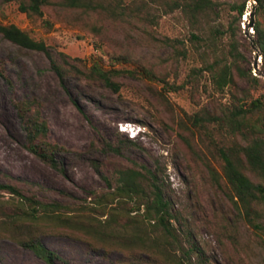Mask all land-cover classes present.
<instances>
[{"label":"rangeland","instance_id":"1","mask_svg":"<svg viewBox=\"0 0 264 264\" xmlns=\"http://www.w3.org/2000/svg\"><path fill=\"white\" fill-rule=\"evenodd\" d=\"M212 1L213 9L198 14L191 24L180 12H165L158 3L149 7L148 18L86 14L54 4L44 8L43 18L31 19L19 11L16 1L0 0V23L15 24L44 41L53 59L68 70L62 84L46 53L21 47L0 34V183L12 184L35 200L59 202L100 218L108 207L91 208L110 189L94 164L103 174L143 165L158 173L161 188L187 218L211 264H264V233L251 227L224 192L213 186L197 155L201 146L189 126L181 123L186 113L228 100V95L214 90L205 66L216 58L231 60L232 40L243 55L241 64L253 74L255 60L260 68L258 50L251 45L252 27L260 19L255 1ZM242 3L244 13L239 17L234 6ZM113 55L129 61L113 62ZM94 61L118 69L141 65L155 78L120 74L113 77L120 83L114 92L99 80L85 78ZM236 79L240 86H248ZM171 84L175 90L167 88ZM250 91L256 96L264 91V83ZM25 97H35L41 104L49 139L60 146L54 157L61 171L26 148L15 107ZM125 138L136 145L124 147L121 155L104 143ZM21 203L20 197L0 189V264H49L18 243L30 235L70 264H141L128 262L120 250L95 243L49 217H32L25 223L17 217L13 222L9 216ZM23 205L30 210V202ZM261 207L264 211V204ZM177 255L184 258L181 251ZM61 259L55 263L65 264ZM184 260L199 262L196 253Z\"/></svg>","mask_w":264,"mask_h":264},{"label":"trees","instance_id":"2","mask_svg":"<svg viewBox=\"0 0 264 264\" xmlns=\"http://www.w3.org/2000/svg\"><path fill=\"white\" fill-rule=\"evenodd\" d=\"M7 1H16L19 11L31 19L43 18L44 8L54 4L86 14L101 13L111 17L142 15L148 18L149 7L158 3L165 12H180L191 24L197 21L198 14L207 15L214 7L212 0ZM254 1L255 11L260 19L252 27L254 34L251 45L258 50L261 59L260 71L264 75V0ZM234 7L240 17L244 13V3L235 4ZM43 22L51 25L47 19ZM231 30V34H234L233 29ZM0 34L21 47L46 53L60 82L64 84L68 70L53 59L44 41L34 39L15 24L0 23ZM191 36L196 40L201 39L199 34L191 33ZM229 51L231 60L228 61L226 57L216 58L205 66V70L210 73L214 90L228 95V100L213 106L204 105L190 114L186 113L181 123L189 126L187 128L201 146L197 155L213 186L224 192L233 208L251 227L264 233V211L261 207L264 204V91L256 96L250 91V87L258 90L264 79L241 64L243 55L238 51L234 40L230 43ZM60 56L63 60L67 58L63 53ZM110 59L122 64L129 61L125 56L113 55ZM120 74L155 78L152 70L141 65L131 69H118L104 66L97 61L92 62L84 76L86 79L99 80L112 91L118 92L120 83L113 77ZM236 77L248 86H240ZM167 88L176 89L172 84ZM15 107L25 132L27 150L52 168L61 171L54 157L60 146L49 139V127L42 115L39 100L25 97L16 102ZM104 143L108 150L119 155L124 147L136 145L130 138L120 139L116 143ZM188 145L193 147L189 142ZM94 165L110 189L98 197L96 208L90 207L93 211L108 207L107 213L101 212L102 218L94 216L92 212L83 214V211H74L59 202L45 203L35 200L12 184L0 183V189H6L20 197L23 203L27 201L31 204L30 210H27L21 203L22 206L9 218L18 222L14 219L19 217L20 223H25L31 222L29 219L32 217H49L87 235L95 243L120 250L123 257L132 263L187 264L184 258L196 253L199 260L196 264H211L196 242L187 218L175 208L170 196L161 188L160 176L155 170L134 164L117 168L111 174H103L100 166L96 163ZM37 212L40 213L36 215ZM17 241L49 264H56L55 260L61 259L38 236L30 235ZM182 242L187 247L184 248ZM178 251L183 253L184 258L177 255ZM61 260L70 264L65 259Z\"/></svg>","mask_w":264,"mask_h":264},{"label":"water","instance_id":"3","mask_svg":"<svg viewBox=\"0 0 264 264\" xmlns=\"http://www.w3.org/2000/svg\"><path fill=\"white\" fill-rule=\"evenodd\" d=\"M252 46L254 47V49H256V47L254 45H252ZM258 56H260L259 53L256 55V58ZM260 61H261V59H260ZM253 68H254V72H255L254 75H259V76L264 77L263 73L260 71L259 64H258L257 60L254 61Z\"/></svg>","mask_w":264,"mask_h":264}]
</instances>
